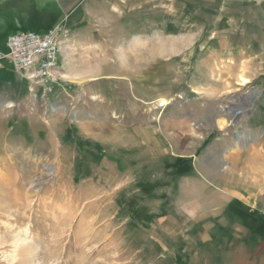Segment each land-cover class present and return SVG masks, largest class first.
Returning a JSON list of instances; mask_svg holds the SVG:
<instances>
[{
	"label": "rangeland",
	"instance_id": "obj_1",
	"mask_svg": "<svg viewBox=\"0 0 264 264\" xmlns=\"http://www.w3.org/2000/svg\"><path fill=\"white\" fill-rule=\"evenodd\" d=\"M159 2L81 8L53 95L0 104V264H264V25Z\"/></svg>",
	"mask_w": 264,
	"mask_h": 264
},
{
	"label": "crops",
	"instance_id": "obj_2",
	"mask_svg": "<svg viewBox=\"0 0 264 264\" xmlns=\"http://www.w3.org/2000/svg\"><path fill=\"white\" fill-rule=\"evenodd\" d=\"M99 0H0V54L6 53V40L9 36L8 32L12 30H24L27 28L35 27V29L43 32H47L58 24H63L67 29L77 28V15L81 8L88 4ZM159 5H163L165 8L179 9L181 14H188L195 10L196 12H207L212 15H218L222 19L233 20L240 24L259 23L264 25V0H159ZM29 32V31H22ZM13 35V34H12ZM41 35V34H39ZM36 89L31 83L23 76L16 73L8 60L0 61V104L1 108H6L7 103H14L17 98H20V102H25L29 97L36 93ZM36 95V94H35ZM40 95V93H39ZM258 143H251L245 146V148L236 150L230 149L228 156L223 154V157H229L227 159L232 160L238 158L243 153H250L246 159L249 163V168L255 167L253 162L254 154L251 152L253 147ZM260 146V145H259ZM261 149V147H260ZM233 163V168H236L238 163ZM231 166V168H232ZM218 170V169H217ZM235 172V169H231ZM252 169H247L246 174H250ZM257 173V171H255ZM218 179V178H217ZM235 188V189H234ZM232 188L231 185H224L218 183L216 193L212 196L215 199L219 195L229 194L232 198L238 199V194H233L232 191L236 190V187ZM212 202L211 207H202L201 213L208 212L212 214H227L223 213L219 206L214 205ZM251 212L254 210L250 208ZM229 253V252H228ZM228 264H239L242 261L237 260V257L233 253L228 255L226 260ZM219 263H222L219 261Z\"/></svg>",
	"mask_w": 264,
	"mask_h": 264
},
{
	"label": "built area",
	"instance_id": "obj_3",
	"mask_svg": "<svg viewBox=\"0 0 264 264\" xmlns=\"http://www.w3.org/2000/svg\"><path fill=\"white\" fill-rule=\"evenodd\" d=\"M69 29L58 24L44 34L18 32L6 40V53L14 71L40 89V101H47L62 80L57 73L61 48L69 38Z\"/></svg>",
	"mask_w": 264,
	"mask_h": 264
},
{
	"label": "bare ground",
	"instance_id": "obj_4",
	"mask_svg": "<svg viewBox=\"0 0 264 264\" xmlns=\"http://www.w3.org/2000/svg\"><path fill=\"white\" fill-rule=\"evenodd\" d=\"M60 78H61V76H60ZM61 80H62V78H61ZM245 82H246V81H244V83H245ZM61 83H62V82H61ZM6 107H7V108L11 107L10 103H7V104H6ZM240 114H241V113H240Z\"/></svg>",
	"mask_w": 264,
	"mask_h": 264
}]
</instances>
